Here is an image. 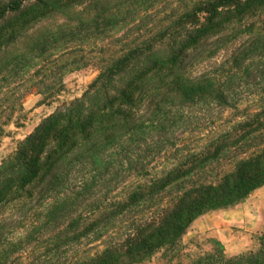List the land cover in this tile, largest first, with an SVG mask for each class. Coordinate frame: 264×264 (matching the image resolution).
<instances>
[{
  "label": "trees",
  "instance_id": "obj_1",
  "mask_svg": "<svg viewBox=\"0 0 264 264\" xmlns=\"http://www.w3.org/2000/svg\"><path fill=\"white\" fill-rule=\"evenodd\" d=\"M159 1L0 0V115ZM178 1L1 161L0 264H264V234L232 257L182 244L264 185V0Z\"/></svg>",
  "mask_w": 264,
  "mask_h": 264
},
{
  "label": "rangeland",
  "instance_id": "obj_2",
  "mask_svg": "<svg viewBox=\"0 0 264 264\" xmlns=\"http://www.w3.org/2000/svg\"><path fill=\"white\" fill-rule=\"evenodd\" d=\"M178 5L179 1L177 2V0H161L153 6L152 10L155 16L152 18L142 20L139 17H134L123 24L115 26L110 32L103 36L91 37L93 39L81 45V47L74 52V56H72L70 60L81 59L78 64L79 66L73 67L62 73L63 87L54 97L45 98V95L39 92L42 89H46L47 86H53L54 84V89L58 87V81L57 84L55 81L56 77L52 78V80L45 81L43 84H38L29 88V91L23 95L20 102L22 110H19L20 108L18 109L17 105H15V108L17 107L15 110L6 109L5 112L0 115V123L4 122V120L8 122V124L3 127L4 134L0 137V163L13 153L18 142L28 136L43 119L52 114L62 104L80 98L87 90L88 86L98 76L102 61L107 60L111 54L118 52L126 42L131 41L133 38H142L145 36L144 28L146 26L156 25L159 17H162L164 12V15L169 14L171 10ZM59 23H61V20L57 18L46 20L40 25L52 27ZM137 23L142 25L141 31H136V28H133V25ZM38 80H40V76ZM26 83L28 85L34 84V79L26 80ZM23 89L24 88L19 89L17 94H22ZM13 101V97L7 98L5 106L11 108ZM256 104H259V102H256ZM226 167L225 165L224 168L226 169ZM210 240L209 237L186 233L182 238V244L186 246H191L192 244L191 252L196 253L200 250H209L211 248ZM141 264L167 263L165 260L161 259L160 256H156L148 262ZM172 264L174 263L172 262Z\"/></svg>",
  "mask_w": 264,
  "mask_h": 264
},
{
  "label": "crops",
  "instance_id": "obj_3",
  "mask_svg": "<svg viewBox=\"0 0 264 264\" xmlns=\"http://www.w3.org/2000/svg\"><path fill=\"white\" fill-rule=\"evenodd\" d=\"M189 233L219 242L227 257L257 250L264 234V185L231 207L201 215Z\"/></svg>",
  "mask_w": 264,
  "mask_h": 264
}]
</instances>
